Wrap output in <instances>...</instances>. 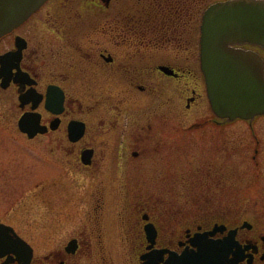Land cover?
<instances>
[{"label": "flooded vegetation", "instance_id": "flooded-vegetation-1", "mask_svg": "<svg viewBox=\"0 0 264 264\" xmlns=\"http://www.w3.org/2000/svg\"><path fill=\"white\" fill-rule=\"evenodd\" d=\"M193 10L167 0H45L0 36V134L71 179L49 184L43 253L15 223L24 207L1 198L0 264H116L108 248L118 223L134 247L128 264H264L257 127L244 129L240 149L210 143L228 123L205 113ZM194 113L202 120L183 126ZM196 136L212 157L198 164L186 147ZM209 146L219 147L217 166ZM235 153L242 171L229 163ZM204 248L198 263L192 254Z\"/></svg>", "mask_w": 264, "mask_h": 264}, {"label": "water", "instance_id": "water-1", "mask_svg": "<svg viewBox=\"0 0 264 264\" xmlns=\"http://www.w3.org/2000/svg\"><path fill=\"white\" fill-rule=\"evenodd\" d=\"M44 1L0 0V36ZM199 32L200 68L212 112L224 121L251 124L264 114V0L212 2L202 11Z\"/></svg>", "mask_w": 264, "mask_h": 264}, {"label": "rangeland", "instance_id": "rangeland-1", "mask_svg": "<svg viewBox=\"0 0 264 264\" xmlns=\"http://www.w3.org/2000/svg\"><path fill=\"white\" fill-rule=\"evenodd\" d=\"M206 112H211L208 102L206 104L205 113ZM199 114H189L191 116L184 118L182 125L185 126L188 125L189 122L202 120V118L198 116ZM253 125L257 127V135L260 139V146L262 150L260 156L262 160L260 167L262 176L257 180V185L264 189V116H259L257 119L253 120ZM196 126H203V124L199 123ZM225 126V136L222 138V141L214 139L213 141H210V143L219 144L225 142L230 144L231 149H240L242 147V143H244L245 137H248L244 131V129L248 127V123L243 120H236L229 124H225ZM194 131V134H199L198 132H200V129H196ZM217 133L218 131L215 130V134ZM12 143L13 141L9 136L0 134V200L2 198L5 202L11 201L10 203L13 205L15 203L14 206L16 207V210L20 207H24L21 210L22 213L19 219L16 220L15 223L21 229L23 234L32 239L35 249L39 253H43L49 248L45 239L47 234L45 199L50 196L47 191H54L49 188V184L51 181L62 180L70 185L71 179L66 173H59L61 172L59 170H56L58 172L55 173H49V167L46 164H43L44 170L40 169L39 164L42 162L36 151H31L23 147V145L21 146V144L16 141H14L16 146ZM189 143L192 145H188L186 147L190 148L193 153H196V162L194 161L193 163L198 164L200 161L204 162L206 156L209 158L211 157L210 152H206V148H202L204 144L208 143V141L196 136L191 137L189 139ZM209 147L213 149V162L214 165L217 166L221 163L215 161L217 156L216 151L219 147ZM8 151L10 153L9 155ZM229 163L234 170L241 171L247 164L245 157L238 153L231 156ZM40 184L44 186V189H37L34 191L33 188H36L35 185L40 186ZM116 201L119 208L121 204H123L124 200L118 198ZM9 204L7 206H9ZM119 224L120 223H118V242L115 246L109 247L108 249H110L116 264H128L130 255L134 254V247L133 245L129 246V244L126 246L125 242L121 240L123 238V234L121 233Z\"/></svg>", "mask_w": 264, "mask_h": 264}, {"label": "trees", "instance_id": "trees-1", "mask_svg": "<svg viewBox=\"0 0 264 264\" xmlns=\"http://www.w3.org/2000/svg\"><path fill=\"white\" fill-rule=\"evenodd\" d=\"M172 2L173 4H178L180 3L181 6L183 7L184 5H193L194 10L192 13L193 18L196 19V21H199L201 11L211 2L216 1V0H167Z\"/></svg>", "mask_w": 264, "mask_h": 264}]
</instances>
